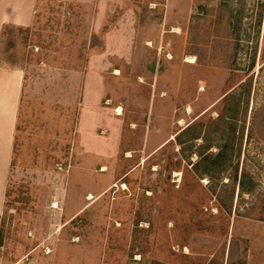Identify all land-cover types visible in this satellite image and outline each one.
<instances>
[{
  "label": "rangeland",
  "instance_id": "rangeland-1",
  "mask_svg": "<svg viewBox=\"0 0 264 264\" xmlns=\"http://www.w3.org/2000/svg\"><path fill=\"white\" fill-rule=\"evenodd\" d=\"M0 57L32 79L0 264H264V0H39Z\"/></svg>",
  "mask_w": 264,
  "mask_h": 264
},
{
  "label": "crops",
  "instance_id": "crops-1",
  "mask_svg": "<svg viewBox=\"0 0 264 264\" xmlns=\"http://www.w3.org/2000/svg\"><path fill=\"white\" fill-rule=\"evenodd\" d=\"M38 5L39 0H0V56L1 41L5 30L16 27L32 29L37 19ZM53 40L59 44L57 46L59 56L55 57L53 61L57 65L55 66L56 71L61 74V28ZM38 55L40 54H37L39 59ZM41 56H43L44 60V54H41ZM82 66L85 67V63ZM71 72H73V79L78 78V82L80 84L83 83L84 70L82 71L77 66ZM114 73L118 75L120 72L115 69ZM28 80L26 68L2 61L0 57V233L15 153L24 90L27 83H30V79ZM118 109L122 110V108L118 107L116 109V114L121 115L122 112L121 114L117 113ZM105 169V167H102V170ZM13 264L25 263L20 259L14 261Z\"/></svg>",
  "mask_w": 264,
  "mask_h": 264
},
{
  "label": "trees",
  "instance_id": "trees-1",
  "mask_svg": "<svg viewBox=\"0 0 264 264\" xmlns=\"http://www.w3.org/2000/svg\"><path fill=\"white\" fill-rule=\"evenodd\" d=\"M248 183H250V179L244 175L243 177H241L240 182H239V188L243 191V192H251L253 190V188H249ZM2 240L0 237V247L2 246Z\"/></svg>",
  "mask_w": 264,
  "mask_h": 264
},
{
  "label": "bare ground",
  "instance_id": "bare-ground-1",
  "mask_svg": "<svg viewBox=\"0 0 264 264\" xmlns=\"http://www.w3.org/2000/svg\"><path fill=\"white\" fill-rule=\"evenodd\" d=\"M121 112H122V111H121L120 109L117 110V113H118V114H121Z\"/></svg>",
  "mask_w": 264,
  "mask_h": 264
},
{
  "label": "built area",
  "instance_id": "built-area-1",
  "mask_svg": "<svg viewBox=\"0 0 264 264\" xmlns=\"http://www.w3.org/2000/svg\"><path fill=\"white\" fill-rule=\"evenodd\" d=\"M39 49L38 48H36V51H38ZM30 81H32V79H30Z\"/></svg>",
  "mask_w": 264,
  "mask_h": 264
}]
</instances>
